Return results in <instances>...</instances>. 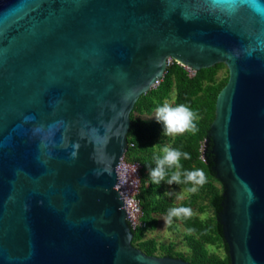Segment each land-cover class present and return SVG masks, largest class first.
I'll list each match as a JSON object with an SVG mask.
<instances>
[{"label": "water", "instance_id": "obj_1", "mask_svg": "<svg viewBox=\"0 0 264 264\" xmlns=\"http://www.w3.org/2000/svg\"><path fill=\"white\" fill-rule=\"evenodd\" d=\"M172 60L227 68L217 220L229 264H264V0H0V264H194L133 245L114 188Z\"/></svg>", "mask_w": 264, "mask_h": 264}, {"label": "trees", "instance_id": "obj_2", "mask_svg": "<svg viewBox=\"0 0 264 264\" xmlns=\"http://www.w3.org/2000/svg\"><path fill=\"white\" fill-rule=\"evenodd\" d=\"M223 65L225 64L217 62L209 67L200 68L192 76H189L186 69L176 61L167 65L159 83L141 94L135 101L130 112V127L127 132L125 158L136 160L141 165L137 197L143 210V219L147 223V227L141 230L144 232L149 227V220H153L155 224L159 215L165 217L170 207H190V215L174 216L171 222L178 221L188 232L185 242L190 254L187 256L194 264H229L227 246L217 220V212L221 208L222 184L214 176L212 154L208 152L210 144L204 151V138L215 116L216 97L228 78L227 68L225 76L219 79L215 77L217 69ZM165 100H170L171 104L184 103L194 111L195 131L185 130L166 137L161 132V125L154 118L143 116L151 114ZM164 144L190 153V158L181 157L182 168L179 170L182 175L187 169L203 170L204 182L196 186V191H189L191 181L171 184L166 182L168 175L177 170L175 167L168 169V175L159 183L151 179L148 169L155 166L154 157L159 154L160 147ZM168 187L185 190L187 194L175 203ZM206 207L211 214L202 217ZM136 231L137 229L133 230L132 244L146 254H156L159 245H156L157 241L143 236L142 231L136 236ZM161 245L163 248L159 255L184 257L181 252L173 250L171 243ZM207 245L222 252L209 251L206 249Z\"/></svg>", "mask_w": 264, "mask_h": 264}, {"label": "clouds", "instance_id": "obj_3", "mask_svg": "<svg viewBox=\"0 0 264 264\" xmlns=\"http://www.w3.org/2000/svg\"><path fill=\"white\" fill-rule=\"evenodd\" d=\"M153 117L160 125L161 132L164 135H171L185 130L195 131L196 125L195 113L184 103L171 104L164 102L159 104L154 112ZM181 157L190 158V153L178 147H171L164 144L160 147L159 154H156L155 166L148 169L151 179L159 183L168 175V169L175 167L177 170L168 175L167 183H180L182 181H191L192 186L189 191H196V186L204 182V173L202 169H187L182 175L179 169L182 168ZM191 208L188 206H174L167 210L165 217L166 223H171L174 216L190 215Z\"/></svg>", "mask_w": 264, "mask_h": 264}, {"label": "built area", "instance_id": "obj_4", "mask_svg": "<svg viewBox=\"0 0 264 264\" xmlns=\"http://www.w3.org/2000/svg\"><path fill=\"white\" fill-rule=\"evenodd\" d=\"M173 61L175 60L166 62V67ZM180 65L186 69L189 76H192L196 71L189 66ZM159 81L160 79L154 83L152 87H155ZM140 169V163L136 160L125 158V154L120 157L116 168V182L114 188L117 189L120 195L122 207L125 210L126 220L132 231L147 227V223L143 219V210L137 197L140 186Z\"/></svg>", "mask_w": 264, "mask_h": 264}, {"label": "rangeland", "instance_id": "obj_5", "mask_svg": "<svg viewBox=\"0 0 264 264\" xmlns=\"http://www.w3.org/2000/svg\"><path fill=\"white\" fill-rule=\"evenodd\" d=\"M227 74L226 71V66L223 65L221 67H219L216 71L215 77L216 79H219L223 76H225ZM165 102L170 103V100H165ZM155 110L149 114V115H143L146 118H153L151 117L152 115H154ZM175 134V133H174ZM173 134L171 135H166V137H171ZM169 192L173 195L174 197V201L178 202L180 201L182 198H184L187 194V192L185 190L182 189H173L171 187H168ZM204 205H206V202L203 203ZM205 213H203L201 216H205V215H209L211 214V212L209 211V208L206 207L205 209ZM178 225V230H173V229H169L167 223L164 221L163 216L159 215L158 216V222H156L155 224H153V220H149V227L147 229L144 230V232L141 229H137V231L135 232V235H140V231H142L143 236L148 237V238H152L154 240H156V245L157 249L155 251L156 255L161 254V249L163 248V246L161 245V243H167L168 241H172L174 243V247L176 249H180L182 251H184L186 253V249L187 246L185 244L183 235H182V228L179 224ZM207 250H214L215 252L221 253L222 251L219 249H215L210 245L206 246ZM182 256H184L183 258L185 260H190L189 257L187 255H185L184 253H182Z\"/></svg>", "mask_w": 264, "mask_h": 264}, {"label": "crops", "instance_id": "obj_6", "mask_svg": "<svg viewBox=\"0 0 264 264\" xmlns=\"http://www.w3.org/2000/svg\"><path fill=\"white\" fill-rule=\"evenodd\" d=\"M183 199V198H182ZM179 202V201H178ZM178 202H175V203H178ZM164 217V216H163ZM177 224H179L180 225V223L178 222V221H174V222H171V223H167V225H168V228L169 229H173V230H178V225ZM181 226V225H180ZM181 228H182V235H183V238H184V241H185V236L188 234V232H186L185 231V229L181 226ZM167 243H171L172 245H173V250H175V251H178V252H181V253H184L185 255H189L190 254V251H189V248H188V246H187V244H186V242H185V244H186V246H187V249H186V253L184 252V251H182V250H180V249H176L175 247H174V243L170 240V241H168Z\"/></svg>", "mask_w": 264, "mask_h": 264}, {"label": "bare ground", "instance_id": "obj_7", "mask_svg": "<svg viewBox=\"0 0 264 264\" xmlns=\"http://www.w3.org/2000/svg\"><path fill=\"white\" fill-rule=\"evenodd\" d=\"M187 66V65H186Z\"/></svg>", "mask_w": 264, "mask_h": 264}]
</instances>
